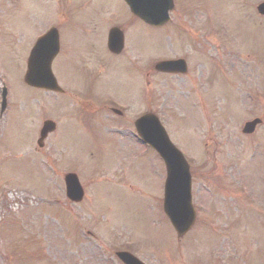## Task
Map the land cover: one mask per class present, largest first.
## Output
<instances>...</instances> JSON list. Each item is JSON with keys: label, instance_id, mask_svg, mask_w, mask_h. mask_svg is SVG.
I'll return each mask as SVG.
<instances>
[{"label": "rangeland", "instance_id": "rangeland-1", "mask_svg": "<svg viewBox=\"0 0 264 264\" xmlns=\"http://www.w3.org/2000/svg\"><path fill=\"white\" fill-rule=\"evenodd\" d=\"M263 1L175 0L171 22L153 28L128 20L121 0H0V91L9 90V109L0 114V264H121L117 251L147 264H264V17L256 11ZM108 10L128 41L117 58L102 55ZM50 25L61 34L53 63L61 84L87 85L95 103H136L139 116L154 110L167 122L190 164L198 214L179 240L163 210V161L132 149L129 133L123 140L108 132L133 127L134 116L113 117L101 106L85 127L70 123L53 109L55 95L24 83L27 54ZM170 58L188 60L187 78L152 69L137 80L126 74L136 63L145 71ZM142 82L151 106L139 100L147 96ZM60 98L74 96L68 90ZM76 101L73 109L90 111L83 97ZM256 118L262 124L243 135ZM47 119L57 135L40 148ZM68 172L86 186L76 206L65 203Z\"/></svg>", "mask_w": 264, "mask_h": 264}, {"label": "water", "instance_id": "water-1", "mask_svg": "<svg viewBox=\"0 0 264 264\" xmlns=\"http://www.w3.org/2000/svg\"><path fill=\"white\" fill-rule=\"evenodd\" d=\"M132 11L146 20L148 23L161 26L169 20V11L174 8L173 0H126ZM258 11L264 15V3L258 7ZM116 30L111 32L109 46L113 51L117 52L121 36L115 34ZM116 38L118 40H116ZM50 39V36L42 38L36 48L39 50ZM57 40V37H56ZM54 57L52 51L48 55V60L44 63V69L40 74L38 72L39 66L35 64L32 71L26 75V82L30 86L41 87L47 89L55 88V81L51 71V62ZM157 70L164 72L184 71L183 62H165L157 65ZM146 122L139 125L140 129L144 128L143 135L146 142L152 144L165 159L167 165V183L165 189V212L170 218L178 236L183 237L194 225L196 220L195 209L192 204L191 193V176L189 173V165L180 151H178L170 142L166 132L159 125L158 121L145 120ZM260 120L247 123L243 132L253 133L255 127L260 123ZM53 124L48 122L42 131V139L46 137L49 130L52 129ZM148 131L154 132L149 134ZM68 186V194L70 197L78 199L82 195L80 184L74 175H70L66 179ZM118 256L126 264H144L136 257L129 253H118Z\"/></svg>", "mask_w": 264, "mask_h": 264}, {"label": "flooded vegetation", "instance_id": "flooded-vegetation-1", "mask_svg": "<svg viewBox=\"0 0 264 264\" xmlns=\"http://www.w3.org/2000/svg\"><path fill=\"white\" fill-rule=\"evenodd\" d=\"M108 17H109V10L107 12V18H106V22L108 21ZM58 27H60V25H58ZM60 38H61V34H60ZM79 113L81 114V119L83 120V116H82V111H79ZM82 120H77L80 121V124H85Z\"/></svg>", "mask_w": 264, "mask_h": 264}]
</instances>
